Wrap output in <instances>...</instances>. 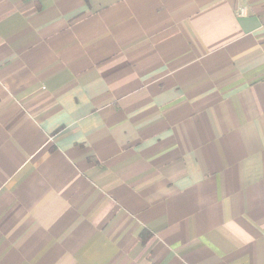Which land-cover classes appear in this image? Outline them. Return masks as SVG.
Here are the masks:
<instances>
[{
	"label": "crops",
	"instance_id": "0c3cea01",
	"mask_svg": "<svg viewBox=\"0 0 264 264\" xmlns=\"http://www.w3.org/2000/svg\"><path fill=\"white\" fill-rule=\"evenodd\" d=\"M0 264H264V0H0Z\"/></svg>",
	"mask_w": 264,
	"mask_h": 264
}]
</instances>
